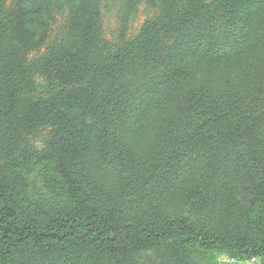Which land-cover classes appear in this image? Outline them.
<instances>
[{"label":"rangeland","instance_id":"rangeland-1","mask_svg":"<svg viewBox=\"0 0 264 264\" xmlns=\"http://www.w3.org/2000/svg\"><path fill=\"white\" fill-rule=\"evenodd\" d=\"M210 1L0 0V108L4 92L20 88L13 113L0 119V187L16 197L14 216L20 224L41 225L64 213L99 209L116 208L117 216L125 215L135 199L145 201L132 210L139 207L135 219L143 222L178 217L207 236L244 239L248 246L264 241V114L258 112L264 109V7L248 5L253 0L230 6L249 27L243 45L229 58L233 80L227 111L212 108V96L190 90L177 113H166L160 135L136 143L131 132L115 139L118 120L103 127L97 115L101 107L126 108L116 101L126 91L119 75L130 82L156 66L166 80L204 63L197 52L177 44L175 33L158 49L142 48L136 65L135 53L129 52L128 70L108 64L115 75L105 90L108 98L89 93L90 72L99 60L106 57V64L112 55L130 51L136 38L160 35L176 15ZM128 128L122 129L129 133ZM219 131L227 140L219 141ZM45 161L70 188L69 210L48 201L52 191L45 183ZM137 167L152 184L143 195L131 183ZM189 193L203 199L193 202ZM3 204L0 197V212ZM80 241H26L13 248L6 264H56L59 256V264H264V256L177 251L138 238L117 253L88 244L76 251Z\"/></svg>","mask_w":264,"mask_h":264},{"label":"trees","instance_id":"trees-1","mask_svg":"<svg viewBox=\"0 0 264 264\" xmlns=\"http://www.w3.org/2000/svg\"><path fill=\"white\" fill-rule=\"evenodd\" d=\"M235 1L240 0H211L207 5L204 4L192 11L181 12L166 23L160 35H155L152 38L140 36L130 45V51L112 55L107 58L106 64L103 63L106 58L104 57L93 66L89 78V93L95 99L105 100L108 98L105 95V90L110 84L111 77L115 76L107 65L110 64L119 69L123 66L125 70H128L131 62L126 55L129 52L135 53L136 65L138 53L142 48L158 49L167 36L175 33L179 41L177 44L185 46L189 52H197L200 57H203L204 63H199L197 66L192 65L195 66L194 69L186 67L181 71L182 76L173 74L171 79H160L159 68L156 66L155 69L148 66V70L142 73L144 78L137 77L136 74L135 77L131 76L130 82L124 76L120 79L122 75H119V79H117L119 86L126 91L123 95H118L116 101L122 103L126 108L119 111L114 107L104 105L97 113L99 120L104 123V128L107 126V120L109 123L113 121L115 123L116 120L120 122L117 125L120 130L115 132L117 136L115 139H120L122 134L131 132L135 135L136 143H139L142 137L146 138L152 133L160 135L162 126L166 122V113H177L178 105L188 101L190 90L202 92L209 97L212 96L214 98L212 108L218 107L220 111L230 109L233 78L229 58L235 47L239 48L243 45L245 31L249 27L248 21L235 17L234 11L230 8ZM254 3L264 7V0H253L248 5ZM112 61L117 64H112ZM258 76L262 75L259 73ZM262 82L264 85V81ZM19 89V87H11L4 92L0 119L13 113ZM109 98L111 99V97ZM114 98L112 100H115ZM119 103H115V105H119ZM167 103L169 106L164 108V104ZM258 112L263 115L264 109ZM163 115L166 116L163 117ZM125 122H127V126H123ZM128 126L129 133L122 129ZM111 128H115V126H109V129ZM223 132L225 131L217 133L220 142L227 140ZM44 163L45 183L52 191L48 201L55 202L58 208L69 210L73 200L70 188L65 184L63 178L48 167L46 161ZM135 169L138 173L130 177L131 183L136 190L139 188L143 195L142 192L151 190L152 184H146L149 177L140 167ZM189 195L194 198L193 202L200 203L203 199L194 193H189ZM0 197L4 200L0 212V243L2 245L0 264H6L13 248L23 242L45 241L46 243L50 239L66 240L72 239V237L81 239L80 242L74 244L76 251L79 247L88 244L100 252L117 253L123 243H128V248L130 243L138 238L150 242V245L154 247H173L178 249L177 251H185L186 247L197 248L203 252L217 250L235 259L264 256V241L248 246L244 239L217 235L207 236L200 233L183 218L178 217L155 224L143 222L139 217L135 219V213L138 214L139 207L135 209L134 213L132 210L139 204L143 205L145 201L138 202L135 199L129 201L125 215L117 216L114 213L116 208L111 212L99 209L64 213L53 221L36 225L30 222L20 224L15 219L17 200L11 191L0 187ZM119 210L121 209L119 208ZM60 259V256L58 261L54 259L55 263L59 264ZM41 264L49 263L42 260Z\"/></svg>","mask_w":264,"mask_h":264}]
</instances>
